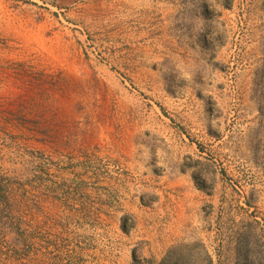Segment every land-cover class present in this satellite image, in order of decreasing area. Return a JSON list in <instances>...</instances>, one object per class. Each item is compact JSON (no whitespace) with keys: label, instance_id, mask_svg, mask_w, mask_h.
<instances>
[{"label":"rangeland","instance_id":"obj_1","mask_svg":"<svg viewBox=\"0 0 264 264\" xmlns=\"http://www.w3.org/2000/svg\"><path fill=\"white\" fill-rule=\"evenodd\" d=\"M0 189V264H264V0H0Z\"/></svg>","mask_w":264,"mask_h":264},{"label":"trees","instance_id":"obj_2","mask_svg":"<svg viewBox=\"0 0 264 264\" xmlns=\"http://www.w3.org/2000/svg\"><path fill=\"white\" fill-rule=\"evenodd\" d=\"M0 200H3V196H2V190L0 189ZM195 249H200L202 250V257L203 260L202 262H199L197 260V253H195ZM181 250V249H179ZM177 252V249H174L173 251H171L169 253V255L160 263H156V261L154 260H149V261H139L136 260V258H133V264H167L169 262L172 261V259L174 258V264H212V258L210 257V255L208 254L207 250L204 248L203 245L200 244H194L191 247L187 248V251L184 255H179L180 252ZM177 252V253H175Z\"/></svg>","mask_w":264,"mask_h":264}]
</instances>
